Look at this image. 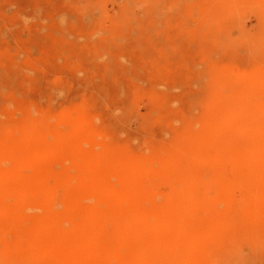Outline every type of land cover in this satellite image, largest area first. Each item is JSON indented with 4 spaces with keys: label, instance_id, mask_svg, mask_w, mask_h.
Here are the masks:
<instances>
[{
    "label": "rangeland",
    "instance_id": "1",
    "mask_svg": "<svg viewBox=\"0 0 264 264\" xmlns=\"http://www.w3.org/2000/svg\"><path fill=\"white\" fill-rule=\"evenodd\" d=\"M262 150L264 0H0V264L104 213L73 264H264Z\"/></svg>",
    "mask_w": 264,
    "mask_h": 264
},
{
    "label": "bare ground",
    "instance_id": "2",
    "mask_svg": "<svg viewBox=\"0 0 264 264\" xmlns=\"http://www.w3.org/2000/svg\"><path fill=\"white\" fill-rule=\"evenodd\" d=\"M113 11V10H112ZM95 12V11H94ZM242 30V29H241ZM234 77V76H233ZM224 91V90H223ZM261 97V96H260ZM233 102V101H231ZM238 106V105H237ZM243 106V105H242ZM249 106V105H248ZM248 106L245 105V107L248 109ZM240 108V107H239ZM246 109V110H247ZM236 126V125H235ZM234 126V127H235ZM225 128V127H224ZM232 128H230L231 130ZM234 129V128H233ZM229 130V131H230ZM220 131L219 129L217 130V132ZM232 131V130H231ZM216 132V133H217ZM16 133V132H15ZM122 135V134H121ZM134 142V141H133ZM230 142V141H229ZM214 151V150H213ZM224 152V150H223ZM221 151V153H223ZM262 152H264V150H262ZM228 155L229 152H228ZM234 155V154H233ZM213 156V155H212ZM261 156V155H260ZM242 157V156H241ZM244 157V156H243ZM30 160L31 162V159H28ZM217 161V160H216ZM33 163V162H32ZM217 164V162H216ZM229 164V163H228ZM245 165H243L244 167ZM216 167H219V165H217ZM231 167V165H230ZM242 167V168H243ZM235 169V168H234ZM245 170V169H244ZM264 170V169H262ZM227 171V169H226ZM232 171V170H231ZM221 175L223 174L222 172H220ZM219 173V174H220ZM228 175L230 174V172L228 171L227 172ZM5 173H2L0 174V194H4V193H7V194H10L11 193V190H13V188H9V183L8 182V178L4 175ZM31 176V175H30ZM53 176V175H52ZM56 176V175H55ZM225 176L224 179L226 178V175H223ZM232 176V175H231ZM235 177V173L233 175ZM60 178V177H59ZM65 178V177H64ZM66 181V180H65ZM221 181H222V178H221ZM242 181V180H241ZM240 181V182H241ZM52 182V181H51ZM239 182V181H238ZM60 183V182H59ZM233 183V181H231V184ZM61 186L64 185V181L60 184ZM14 187V185H13ZM179 187V185H178ZM175 188V186H174ZM17 189V188H16ZM39 186L38 185H35V184H32L30 187H25L23 191H21V194L18 196V194L16 193V197H18L20 199H23L25 200L26 199V202H27V196L29 194H33L36 193L38 190H39ZM217 189V188H216ZM66 191V190H65ZM176 191V190H175ZM19 192V191H18ZM41 193V192H40ZM39 193V194H40ZM37 194V193H36ZM35 194V195H36ZM0 195V196H1ZM26 195V198L25 196ZM34 195V196H35ZM79 195V194H78ZM22 196V198H20ZM36 197V196H35ZM34 197H32V200H33ZM2 200V203H0V210L2 208H4V206L8 208V205H7V202L5 199L3 198H0ZM8 199V198H7ZM13 199V198H12ZM21 200V202L23 201ZM29 200V199H28ZM31 200V199H30ZM56 199H52L50 200L49 202H47V204L53 209L55 208V201ZM161 201V200H160ZM33 202V201H32ZM40 202V201H38ZM29 203H31V201H29ZM43 203V202H42ZM41 203V204H42ZM223 203V202H222ZM19 204V203H18ZM17 204V205H18ZM21 204V203H20ZM36 204V207L38 206L37 203ZM46 204V203H45ZM89 204V203H88ZM16 205V207H17ZM25 205V204H24ZM93 205H96V204H93ZM31 206V205H30ZM15 207V208H16ZM26 207V206H25ZM24 207V208H25ZM78 207V206H77ZM33 208V207H32ZM123 208V207H122ZM6 210V208H5ZM5 210L2 211V213L4 214ZM54 210V209H53ZM98 213V216L99 214L101 213L100 210H95ZM6 212L8 213V211L6 210ZM199 213V212H198ZM90 214V213H89ZM201 214V213H200ZM1 215V214H0ZM155 215V214H154ZM5 216V215H4ZM12 216H13V213H12ZM134 216V215H133ZM10 217V215H9ZM116 217H118L117 219H115ZM151 218H152V215H151ZM154 218V217H153ZM12 219V217H11ZM141 219V218H140ZM9 222V221H8ZM13 222V220H12ZM55 222V221H54ZM1 223V222H0ZM15 223V222H14ZM50 223V222H49ZM138 223V221L136 219H134L132 216L130 215H122L119 214V216H114V217H110V214H103V216L101 217V221L100 222H94L92 220H90L89 216L87 217V220L86 219H81V221L77 222L74 226L76 228V234L71 237L69 236L66 232L65 234L67 236H69L71 239H73L74 241L73 242H64V240H70L69 238H67L64 233L61 231L59 234H58V229L56 226L57 224L55 223V226H54V230L56 231V236L54 235L52 237V240L50 241H41L37 244V247L38 249L41 248L40 250V253H42L41 257L46 260V261H49L53 264H73L75 261H77L78 259H81L83 257H86V256H89L91 255L92 253L96 252V250H99L103 247L101 243H94V235L96 236V233H102V232H105L107 233L108 235H111L112 233V237L114 240L118 241V243H123L124 242V238L126 237L125 235V231H126V228L128 227H132V225ZM112 225V229L109 227V225ZM61 226V225H60ZM64 228V227H62ZM68 228V227H67ZM17 229V228H16ZM65 231V230H64ZM69 232V231H68ZM59 235L62 236V238L59 237ZM99 235V234H98ZM107 235V236H108ZM8 236V235H7ZM2 237V236H1ZM30 237V236H29ZM190 237V236H189ZM43 238V237H42ZM215 238V237H214ZM96 239V237H95ZM195 240V238H192ZM42 240V239H41ZM40 241V240H38ZM76 241V242H75ZM98 241V240H97ZM35 242V241H34ZM37 242V241H36ZM30 244V243H29ZM98 247V248H97ZM141 247V246H140ZM177 248V247H176ZM102 250V249H101ZM167 251V250H166ZM105 253L107 254L108 258L110 259L111 258V254H112V251L111 249L107 248ZM36 254V253H34ZM144 254H145V250H138L136 253H131L128 257V261L127 262H120V264H142L143 262H141V257L143 256L144 257ZM138 257V258H137ZM107 258V257H106ZM147 258V257H145ZM43 259L41 260L42 263H43ZM38 261V259H37ZM147 261V259H146ZM114 262V261H113ZM40 263V261H39ZM38 263V264H39ZM146 264V263H145ZM240 264V263H239Z\"/></svg>",
    "mask_w": 264,
    "mask_h": 264
}]
</instances>
